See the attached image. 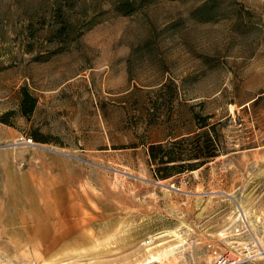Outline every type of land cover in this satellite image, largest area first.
I'll return each mask as SVG.
<instances>
[{"label":"rangeland","instance_id":"obj_1","mask_svg":"<svg viewBox=\"0 0 264 264\" xmlns=\"http://www.w3.org/2000/svg\"><path fill=\"white\" fill-rule=\"evenodd\" d=\"M6 113L0 264H141L175 246L160 264H264V0H0ZM202 124L215 156L155 177L148 146L189 145ZM167 231L180 238L153 240Z\"/></svg>","mask_w":264,"mask_h":264},{"label":"trees","instance_id":"obj_2","mask_svg":"<svg viewBox=\"0 0 264 264\" xmlns=\"http://www.w3.org/2000/svg\"><path fill=\"white\" fill-rule=\"evenodd\" d=\"M35 106L36 99L24 90L17 107L19 114L29 116L33 113ZM7 116L8 113L1 115L0 122L7 124ZM207 126L205 124L199 126L202 131L193 137L194 141L190 142L189 145L185 144L189 139L183 138L170 143L169 147L161 145L148 146L149 160L157 166L155 177L167 179L172 176L174 171L181 173L197 170L204 164V158L214 157L219 148V141L211 134L213 127ZM30 137L35 141L33 135H30Z\"/></svg>","mask_w":264,"mask_h":264},{"label":"bare ground","instance_id":"obj_3","mask_svg":"<svg viewBox=\"0 0 264 264\" xmlns=\"http://www.w3.org/2000/svg\"><path fill=\"white\" fill-rule=\"evenodd\" d=\"M42 232L44 231V234L42 235L43 237H47V235L49 234V231H50V227L49 226H43V229L41 230ZM171 236H174V237H179L180 235H177L175 232H165L163 234H160L158 237H155L153 240H157V239H160V238H164L168 235ZM180 238V237H179ZM175 239V238H174ZM152 240V241H153ZM180 243V242H179ZM178 243V245H179ZM145 245L147 243H144ZM150 244V240L148 241V245ZM169 248V247H168ZM178 249V246H175V247H171L169 249H165L164 251L162 252H156V253H150V251L152 249H148L146 250V258L144 259V261L146 260V262H143L141 264H150V263H160L161 261H164L165 259H167L168 257H171V255L175 252V250Z\"/></svg>","mask_w":264,"mask_h":264},{"label":"built area","instance_id":"obj_4","mask_svg":"<svg viewBox=\"0 0 264 264\" xmlns=\"http://www.w3.org/2000/svg\"><path fill=\"white\" fill-rule=\"evenodd\" d=\"M147 240L145 243L148 245ZM150 264H160V263H150ZM215 264H247L244 260L239 257H234L231 254H226L224 256H219L215 262Z\"/></svg>","mask_w":264,"mask_h":264},{"label":"crops","instance_id":"obj_5","mask_svg":"<svg viewBox=\"0 0 264 264\" xmlns=\"http://www.w3.org/2000/svg\"><path fill=\"white\" fill-rule=\"evenodd\" d=\"M76 223H77V222H74V221H71V222H70V221H69V222H68V225H70V224H71V225H74V226H70V228H72V230H74L73 227H75V228L82 227L80 224H76ZM68 225H67V226H68ZM38 235H39V234H38ZM68 238H69V237H68ZM66 239H67V238H66ZM66 239H65V240H66Z\"/></svg>","mask_w":264,"mask_h":264}]
</instances>
